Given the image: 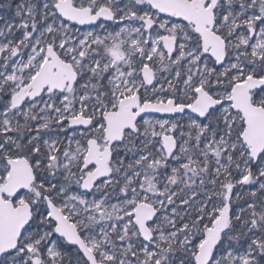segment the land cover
Returning a JSON list of instances; mask_svg holds the SVG:
<instances>
[{
  "label": "snow or ice",
  "instance_id": "1",
  "mask_svg": "<svg viewBox=\"0 0 264 264\" xmlns=\"http://www.w3.org/2000/svg\"><path fill=\"white\" fill-rule=\"evenodd\" d=\"M0 264H264V0H0Z\"/></svg>",
  "mask_w": 264,
  "mask_h": 264
}]
</instances>
